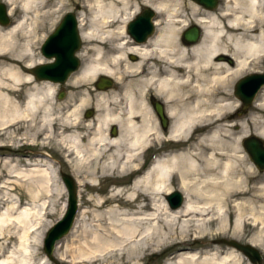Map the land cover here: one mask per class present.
<instances>
[{"label":"bare ground","instance_id":"obj_1","mask_svg":"<svg viewBox=\"0 0 264 264\" xmlns=\"http://www.w3.org/2000/svg\"><path fill=\"white\" fill-rule=\"evenodd\" d=\"M3 1L8 5L7 14L14 15L18 9L20 14L13 24L0 26V137L15 141L14 128L29 131L36 120L48 138L55 137L52 130L55 86L36 83L28 69L43 60L39 57L37 62L34 56L33 46L39 36L37 25L62 5L58 1L50 4L49 0ZM141 2L158 14L157 31L136 44L128 39L126 24L138 11L139 1L85 0L82 6L89 11L88 16L83 9L76 14L81 38L87 44L83 48L86 59L72 83L84 84L103 74L115 77L120 89L97 93L96 104L102 111L87 120L85 125L92 132L85 142L73 129L79 122L81 108L86 105L85 91L79 103L63 117L68 129L56 136L64 153H70L78 163L84 162L87 182L93 186L98 176L116 178L115 171L123 178L129 166H133L130 172L135 174L125 191L122 186H113L106 196L88 197L93 208L84 212L94 228H84V264L136 263L151 248L176 243L167 264H241L243 255L235 247L223 251L206 243L205 249L197 250L189 241L190 236L210 231L214 224L216 230H228L227 215L234 217L230 224L234 232L258 226L256 242L251 243L260 246L263 243L264 207L236 199L244 194L246 181L232 154L241 153L245 157L241 141L249 157L242 144L247 132L236 133L232 141L223 136H229V127L234 125L231 117L238 104L232 95L235 82L244 72L254 71L264 58V0H223L212 11L201 10L190 2L193 21L202 32L195 43L181 39L189 21L181 13L177 19L178 5L172 0ZM129 55H136V61ZM218 55L229 57L234 64L218 59ZM25 68L28 73L23 72ZM20 85L25 86L21 88V100L16 94ZM147 94L162 100L169 120L167 138L174 143L187 140L190 143L187 148L153 159L138 174L134 159L151 144L154 134L163 135L154 110L146 101ZM110 104L122 105L113 110ZM258 105L264 106V98ZM113 124L119 132L109 136L108 129ZM196 131L199 133L193 138ZM253 131L264 139V122ZM4 157L2 161L9 175L26 185L29 201L22 204L11 195L3 201L0 264H49L46 255L35 261L34 253L42 237L37 229L48 206L43 196L58 188L64 192V187L54 179L57 170L42 159L26 158L20 167L15 161L10 163L8 156ZM102 157H105L102 163L90 165L92 160L99 161ZM173 174L178 178L184 203L172 210L162 200V207L146 212L148 203L137 202V197L141 195L147 201L151 195L169 193ZM7 184L4 180L1 186ZM122 196L126 198L123 200ZM111 202L116 204L105 210Z\"/></svg>","mask_w":264,"mask_h":264},{"label":"rangeland","instance_id":"obj_2","mask_svg":"<svg viewBox=\"0 0 264 264\" xmlns=\"http://www.w3.org/2000/svg\"><path fill=\"white\" fill-rule=\"evenodd\" d=\"M56 1L60 2L62 5L61 8H57L53 11V13L50 15V18L45 19L43 22H40V24L37 25V30L39 32V36L37 37L35 41L34 47V56L35 60L38 62V58L41 57L40 53V45L45 39V37L50 34L57 24L59 23L60 19L63 17V15L66 12H72L75 15L77 12L81 11L83 9V14L85 16H88L89 11L85 9L83 5V1L85 0H49L50 4L55 3ZM136 2L139 1V3L142 5L141 0H135ZM191 1V0H189ZM1 3L5 4L8 12V5L4 3L3 0H0ZM193 2V1H191ZM172 3L177 4L178 6V17H180L179 13L182 11L184 12V17L183 19H187L189 21L188 25L193 24V15L194 11L193 8L191 7V3L188 1H183V0H172ZM223 3V0H219V5ZM83 7V8H82ZM217 9V8H216ZM215 9V10H216ZM139 11V10H138ZM20 14V10L18 9L14 15H11L10 13L8 14V17L10 19V23L8 25H1V27L5 28L9 26L10 24H13L15 19ZM86 25V24H85ZM84 25V26H85ZM184 26V27H187ZM86 27V26H85ZM185 29V28H183ZM80 31V29H79ZM83 44H87V41L84 38H81ZM79 57H81V54L79 52L78 54ZM218 55L217 57H219ZM83 58L86 59V55H83ZM43 61H46L43 59ZM234 62V60H233ZM37 64V63H36ZM35 65V64H34ZM255 69L259 70L261 68H264V58H261L259 60V63L255 65ZM24 73H28V71L23 69ZM253 71H248L244 72L241 77L252 73ZM76 74L73 73L70 76V79L67 80L65 84H63V89L67 90V93L65 95L60 96L59 98H54L53 100L55 101L53 106H52V113L54 115V133L55 137H50L49 141L45 143V145H50L51 148L53 147L56 152V159L57 163H55L54 167L57 170V177H55V182L57 181V184L59 183L61 186V175L59 172V169L61 166H59L60 162V156H62L65 159V166L62 168L63 173H67V171L72 175V177L75 179L76 182V188H77V201H78V211L75 217V221L73 224V227L71 228L70 232L65 235L63 238L57 241L54 251H53V257L54 260L53 262L48 261L49 264H84L83 260V237H84V228L89 227V228H94L93 223H90L89 221V215H85L86 213L84 211L86 210H92V205L90 204L88 197L93 196L95 197L96 195L100 194L103 196L108 195L109 189L112 188L113 186H122L124 187V191L127 190L130 185L131 181L134 177V172H130L131 167L128 168V171H125L124 177L121 178L118 176V172L115 171V174L117 177H99L98 175V180L96 181V185H91L90 183L87 182L86 174H87V169L85 167L84 162L78 163L76 162L77 160L75 159L74 156L70 155V153H67L63 151V144L58 140V137L56 134L61 133L64 129H68V124L66 120L63 119L64 115L67 114V111L73 106L79 103L81 97L83 96V91L87 93V101L86 105L81 108V113H80V119L78 124L73 128L77 132L81 134L82 142H85L86 137L88 134L92 132L90 127L86 126L85 124L88 122L87 120H92L93 118L96 117L98 111H102V109L98 110L96 101H97V93L101 92L97 88H95L94 83L99 79L100 76L103 74L98 75L93 81H87L84 84H73L71 79L73 76ZM107 76V75H104ZM109 77L113 82L112 85L107 89L103 90L102 92H112L116 88L120 89L119 83L115 77ZM124 77V73H123ZM126 77H124L125 79ZM240 79V78H239ZM123 80V79H121ZM40 85H44L43 83L37 81ZM36 82V83H37ZM114 84V86H113ZM61 86V87H62ZM24 85H20L19 88L20 90L17 91V96L18 99L21 100L23 96V90L21 88H24ZM233 88H232V95H233ZM148 95L146 97V101L149 103L148 100ZM234 97V95H233ZM236 99V98H235ZM162 101V100H158ZM122 105V104H121ZM121 105H114L110 104V107L114 110V108L121 107ZM237 107V105H236ZM235 107V108H236ZM89 109H93L95 112V116L91 117V114L86 117V111ZM237 110V109H236ZM235 110V111H236ZM155 114V112H154ZM155 118L158 122V127L163 131V135H158L154 134L152 141H151V148L150 150H145L144 152L140 153V156L138 158L134 159V162L137 164L139 167L138 169V174H140L142 171H144L147 166L150 164V162L162 155L165 154H170L171 152H174L176 150H181L183 148H187L189 146V140L183 141V142H176L172 141L171 139L169 140L166 136L167 133L166 130H163L164 128L160 127V120L155 114ZM168 119V118H167ZM234 125H232L230 128L231 134L229 136H223L225 139H228L230 141L234 140V137L237 134L240 133H246V135H255L253 130H256L261 122H264L262 118H251V117H240V116H235L232 118ZM236 119V120H235ZM242 123L241 125H236L237 122ZM244 121V122H243ZM169 124V120H168ZM168 124L167 127L168 128ZM19 126V125H18ZM17 126V127H18ZM30 130H26L22 127L14 128V133L15 134V141H13L11 138H2L0 137V208L3 206V201L6 198L7 195H11L12 197H16L18 199V202L20 203H27L29 201L28 194L26 193V185L25 184H19L16 180V177H12L9 175L7 167L4 165L2 158H5L6 154L8 152L11 153L14 150H20L22 148L21 146L24 145L26 141L28 140H33V137L37 134H39V130L44 129L43 126H39L37 124V120L35 121V124L29 128ZM108 134L109 136H115L118 134V126L113 124L109 127L108 129ZM199 133V131H196L193 133V138ZM30 134L33 136H30ZM83 136V137H82ZM40 139V138H39ZM262 139V138H261ZM264 140V139H263ZM7 147V148H6ZM240 147L245 155H241V153H234L232 154V157L237 161L238 163V171L242 173V175L245 177V185H244V194L240 195L239 200H246L250 204L252 203L254 206H262L264 207V170L259 171L252 161L249 159L245 151L243 150V147L241 145L240 141ZM19 154V153H18ZM9 157V162L14 163V161L18 164H25V158L19 157V155L14 156H8ZM151 158V160H150ZM240 158V159H239ZM238 159V160H237ZM105 160V157H102L99 159V161L92 160L90 162V165L97 164V162L102 163ZM59 161V162H58ZM236 163V164H237ZM66 167V168H65ZM68 174V173H67ZM4 179H9L8 184L6 187L1 186L2 181ZM60 182H59V181ZM171 186L172 188L170 189L169 192L178 190L182 193V191L178 188V178L175 174L172 175L171 179ZM166 194V193H165ZM165 194L159 193V196L151 195L150 199H147V201L142 200V196L140 195L137 197V202L140 201V203H148V205L144 208L146 212H153L154 208L156 207H162L161 201H165ZM183 194V193H182ZM125 195V194H124ZM161 196V197H160ZM45 199L48 200V206L45 208L44 212L45 215L43 219L41 220L39 224V228L37 230H40L42 232V237L40 238V244H38L35 250V261H39L42 257H45V253L43 250V239L45 237V234L47 230L62 216V213L65 209L64 204L66 206V197L67 193L64 189V192L62 190H55L51 191L48 195L43 196ZM123 200L126 198L125 196H122ZM155 199V200H154ZM184 203V201H183ZM115 202H111L110 204H107L104 209L106 210L110 205H115ZM167 205V203H166ZM169 208V207H168ZM161 212V211H159ZM225 218L229 222L228 230L226 231H220L216 230L215 224L212 225L210 228V231H205L202 233H199L198 235H194V237L190 236V241L189 243L192 246L198 247L197 250L200 249H205L204 245L207 243L211 244L212 246L219 247L221 250H227L229 248H232V246L228 245L227 243L223 242L222 239L225 240H230L234 239L235 241H238L239 243L243 244H250L253 248H255L259 254L261 255V263L264 264V238H263V243H260L262 246L258 244H252L251 241H255L257 239L258 235V226L255 228L252 227H246L243 230H239L237 232H234L233 227H231L232 222L234 220V217H229L225 215ZM248 220H252L251 218L248 217ZM231 224V225H230ZM250 226V225H248ZM194 238H197L194 240ZM177 244V243H176ZM176 244L169 245H159L157 247L151 248V250L145 252L144 257L136 263L129 262L126 264H167L173 254V250L176 247ZM235 249V248H234ZM237 250V249H235ZM188 251V250H187ZM240 255H243V260L241 264H254L252 263L241 251L237 250Z\"/></svg>","mask_w":264,"mask_h":264},{"label":"water","instance_id":"obj_3","mask_svg":"<svg viewBox=\"0 0 264 264\" xmlns=\"http://www.w3.org/2000/svg\"><path fill=\"white\" fill-rule=\"evenodd\" d=\"M196 4L208 10H213L218 5V0H192ZM154 10L145 7L141 13L137 14L127 23V30L130 35L143 40L152 30L153 24L151 17ZM10 19L7 14L5 4L0 2V24H9ZM142 29L145 31L142 32ZM201 29L198 25L188 27L183 32V39L187 43H195L201 37ZM81 44V34L79 31L77 16L72 12H67L60 19L55 29L48 34L40 46V53L46 61H41L28 69L32 78L40 82H51L62 84L67 81L69 76L79 71L80 59L78 52ZM112 80L107 76H100L96 83V88L104 90L112 85ZM264 83L263 74H250L238 81L235 87L236 94L241 98L244 106H248L252 96L258 87ZM249 85H253L248 88ZM250 90L249 97L244 96L246 90ZM157 116L163 128L167 127L168 119L165 116L162 104L158 103L155 107ZM90 112L86 113V117ZM252 163L259 171L264 170V140L257 135H249L242 142ZM62 185L67 193L66 207L62 216L47 230L43 239V250L46 258L54 261L53 251L58 240L67 235L73 227L78 211L77 191L75 179L66 173L61 175ZM165 201L172 210L180 207L184 201V195L178 191L165 194ZM223 242L242 251L254 264H260L261 255L250 244H243L233 239Z\"/></svg>","mask_w":264,"mask_h":264},{"label":"flooded vegetation","instance_id":"obj_4","mask_svg":"<svg viewBox=\"0 0 264 264\" xmlns=\"http://www.w3.org/2000/svg\"><path fill=\"white\" fill-rule=\"evenodd\" d=\"M183 1H185V0H183ZM186 1H188L189 3L191 2V1H189V0H186ZM147 5H144V4H142V5H140V4H138V10L139 11H137L136 12V14H139V13H141L142 12V10L146 7ZM198 8H200L201 10H206L205 8H203V7H199L198 6ZM135 14V15H136ZM185 14H184V12L182 11L181 12V16H184ZM157 18H158V14L155 12L154 14H153V16L151 17V22H152V24H153V27H152V30L149 32V34H147V36H146V38L145 39H143V40H138L137 38H135V37H133L132 35H130L129 33H128V30H127V26H126V32H127V36H128V39L133 43V44H136V43H141V42H143V41H145L146 39H148L151 35H153L156 31H157V25H156V22H157ZM177 19H179V17L177 18ZM176 19V20H177ZM195 23H194V21H193V24H191V25H188V27H191V26H193ZM187 28V27H186ZM144 30L142 29V32H143ZM145 32V31H144ZM180 37H181V39L183 40V36H182V34L180 35ZM201 37H202V34H201ZM201 38H199V40H200ZM198 40V41H199ZM85 47V44H83V42L81 41V46H80V54H81V57H80V61H81V63H80V65L82 66L83 65V48ZM129 58L132 60V61H136V55L134 56V55H129ZM222 58H224V59H226L227 60V62L230 64V65H233L234 64V62H233V60L232 59H230L229 57H224V56H219L218 57V59H222ZM254 73H258V74H263L264 75V68H261V69H259V70H256V71H253L252 73H250V74H254ZM247 75H249V74H247ZM247 75H245V76H247ZM245 76H243V77H245ZM243 77H240V79H242ZM70 79V78H69ZM240 79H238L236 82H235V84H234V86H233V94H234V97L238 100V104H237V107L235 108V110H234V113H233V115H232V117H231V119L233 118V117H235V116H240V117H244V118H246V117H251V118H262L263 120H264V106L263 107H260L258 104H259V102L264 98V83H261V85L258 87V89L256 90V92L254 93V95L252 96V100H251V102H250V104L248 105V106H244V104H243V102H242V100H241V98L236 94V92H235V87H236V84L238 83V81L240 80ZM98 81H95V83H94V86H95V88H96V83H97ZM46 83V82H45ZM45 83H43V84H45ZM48 83V82H47ZM66 83V82H65ZM65 83H63V84H65ZM49 84H51V85H53V86H55V92H54V97H53V99L54 98H59L60 96H62V95H65L66 93H67V90H65V89H63V84H55V83H50L49 82ZM62 86V87H61ZM113 86H114V84H113ZM253 85H249V87L248 88H251ZM108 89V88H107ZM117 89V88H116ZM99 90V89H98ZM105 90V89H104ZM99 91H103V90H99ZM251 91L248 89V90H246V92H244V96H245V98L246 97H249L250 96V93ZM250 93V94H249ZM148 100H149V104L151 105V107L153 108V110H154V112H155V114L157 115V113H156V110H155V107H156V105L158 104V103H161L162 104V101H158V100H160V99H158V98H154L151 94H149L148 95ZM162 109H163V112H164V105L162 104ZM87 110V109H86ZM88 112H90V114H91V117H94L95 116V112H94V110L93 109H89V110H87L86 111V113H88ZM158 117V116H157ZM160 127H162L161 126V123H160ZM163 128V127H162ZM167 128H164L163 130H166ZM53 130V132H54V128L52 129ZM44 132H45V130H41V131H39V134H37V135H35L34 137H33V140H28V141H26V142H24L25 144L24 145H22L21 147L22 148H20V150H14L13 152L11 151V153L10 152H8V154H6V156H16V155H19V157H23V158H32V159H42V160H44V161H47V162H49V163H52L53 165H55V163H57V159L55 158L56 157V152H55V149L52 147L51 148V146L50 145H45V143L46 142H48L49 141V138L47 137V135H45L44 134ZM52 137V136H51ZM40 138V139H39ZM150 148H151V144L148 146V150H150ZM19 153V154H18ZM150 160H151V158H150ZM59 162V161H58ZM60 162L62 163V164H60L59 163V166H61L60 167V169H59V172H60V175H62V172H63V170H62V168L65 166V159L62 157V156H60ZM42 163V162H41ZM40 163V164H41ZM19 166L20 167H23V163H21V164H19ZM66 168V167H65ZM67 173H69L68 171H67ZM4 180H6V181H8L9 179H4Z\"/></svg>","mask_w":264,"mask_h":264}]
</instances>
